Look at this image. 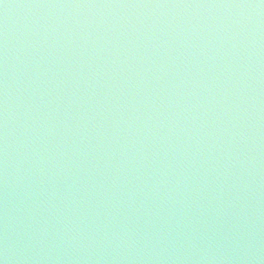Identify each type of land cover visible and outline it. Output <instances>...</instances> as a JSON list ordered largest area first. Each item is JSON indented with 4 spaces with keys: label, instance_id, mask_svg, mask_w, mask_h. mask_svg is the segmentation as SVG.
Returning <instances> with one entry per match:
<instances>
[{
    "label": "water",
    "instance_id": "water-1",
    "mask_svg": "<svg viewBox=\"0 0 264 264\" xmlns=\"http://www.w3.org/2000/svg\"><path fill=\"white\" fill-rule=\"evenodd\" d=\"M0 264H264V0H0Z\"/></svg>",
    "mask_w": 264,
    "mask_h": 264
}]
</instances>
